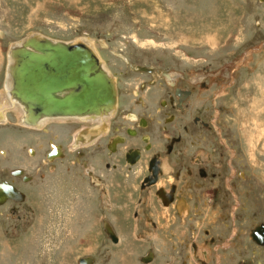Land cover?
<instances>
[{"label": "rangeland", "instance_id": "1", "mask_svg": "<svg viewBox=\"0 0 264 264\" xmlns=\"http://www.w3.org/2000/svg\"><path fill=\"white\" fill-rule=\"evenodd\" d=\"M32 33L63 41L88 38L116 84L121 85L126 109L151 116L157 113V98L151 97L148 102V87L138 91L137 85L149 84L152 78L133 70L132 65L194 71L211 64L214 73L221 72L225 77L221 89H231L218 102L228 114L222 123H217L227 128V142L236 153L232 160L236 169L232 171L237 172H231L233 178L224 186L226 165L220 163V171L213 169L214 183L206 181L198 187L193 207L196 214L179 232L188 235V243L196 240L202 244V239L209 236L229 238L227 248L218 251L214 244L215 254L210 252L211 247L207 249L212 262L209 264H264V244L256 245L248 235L254 224L264 222V0H0V106L5 111L11 105L5 93L11 46ZM154 79L158 80L155 75ZM134 90L139 96L134 95ZM156 91L161 94L163 89ZM208 96L209 92L194 98L197 108L207 107L206 113L211 109ZM138 98L145 101V106L136 103ZM10 110L13 127L0 124V179L14 178L10 171L15 168H22L33 177L30 181L17 177L15 182L27 196L21 207L23 212L29 206L35 215L26 218L23 214L21 223L10 214L8 206L0 207V264H78L77 257L92 253L95 245L105 242V234L84 231L89 227L85 226L84 215L94 214L95 207L98 214V202L95 195V207L82 201L84 193L95 191L89 190L88 185L81 186L79 166L71 167L74 137H67L58 128L61 124H52L55 133L47 137L34 133L39 142L30 138L27 143H10L6 137L17 138L20 133L14 127L22 126L18 112L15 116ZM0 121L6 122L7 118ZM76 128H72V134ZM198 132L201 134L194 129L185 141L199 151L214 149L216 140ZM70 141L71 153L67 152L63 159L66 164L61 159L42 163L44 151L52 144ZM33 149L37 154L35 161L29 159L33 157L29 150ZM3 150L9 151L7 158L2 156ZM227 155L228 151L220 152L216 157L224 159ZM88 157L92 158L90 154ZM235 207L237 218L232 225L230 210L234 212ZM93 220L98 223V217H91ZM69 225L80 231L68 234L63 229H70ZM224 240L220 244H225ZM191 244L188 251L183 247L182 256L188 260L185 264H199ZM100 262L104 264L103 259Z\"/></svg>", "mask_w": 264, "mask_h": 264}, {"label": "flooded vegetation", "instance_id": "2", "mask_svg": "<svg viewBox=\"0 0 264 264\" xmlns=\"http://www.w3.org/2000/svg\"><path fill=\"white\" fill-rule=\"evenodd\" d=\"M126 59L128 60V58ZM131 67L137 72L149 74L152 78L148 81L149 84L137 86L138 91L139 88L144 90L148 87V92H151L148 95V102H151L149 100L151 97L157 98L155 99V112L157 113L153 116L146 112L137 113L126 109L121 85L116 84L115 109L104 117H67L58 118L59 120H54L57 119L54 118L42 127H31L19 123L22 125L20 128L14 127V130L20 133L16 135L17 138H13V140L12 137L6 138L10 143L18 140L20 144H23L27 143L30 138L34 143L39 142L35 134L47 137V135L55 133L50 125L61 124V127L58 128H61L67 137L68 134L74 137V150H71L74 152V161L71 167L79 166L78 178H81L83 183L81 186L88 185L89 190L94 189L95 191L94 195L98 202L97 210L101 217L98 228L101 233L105 234L104 241L106 243H120L118 224L112 214L113 211L121 213L132 207L128 202L135 198V207L130 213L132 221L150 232L159 228V235L161 234V237L165 235L167 239L165 250H160V252L158 250L157 253V249L151 246L143 256L145 254L153 255V257L158 256L162 263L167 264H185L188 260L182 256L184 254L183 247L188 251L192 243L191 249L200 259V261L198 260L199 264H209L211 261L208 258L207 249L209 250L211 247L210 252L215 254L212 245L215 244L218 251L221 247L227 248L230 244L229 238L226 235L223 237L209 236L205 240L202 239V244L197 243L196 240L188 243V235H182L183 231L180 233L179 230L182 229L183 224L192 221L193 213L196 214L193 207L197 200L198 187L206 181L209 182L207 184L214 183L216 173L213 172V169L220 171L221 165H226L228 172L222 178L224 186L230 184L231 178H233L231 172L235 166L232 160L236 153L227 142L229 141L225 136L227 128H223L217 123L218 120L222 123L223 116L228 114L226 109L219 107L218 102L231 88L221 89L224 85L222 80L225 77L221 72L214 73L211 64L203 65L194 71L186 69L184 71L156 70L153 66L146 64H135ZM140 67L146 69H140ZM240 69L243 71V67ZM153 74L158 78L157 81ZM158 88L163 89L161 94L157 93L156 89ZM138 91L134 90V95L139 96ZM208 92L211 109L206 113L204 111L207 107L197 108L194 98L196 94L207 95ZM135 100L137 104L145 106V101L142 98ZM199 100L200 98L196 103H199ZM10 109L12 108L8 110ZM8 110L5 111L7 121H1L0 124H10L9 127H11ZM10 111L14 113L13 109ZM14 114L16 116V112ZM122 124H125L124 127ZM1 127L3 128V126ZM75 127L77 128L72 134V128ZM194 129L199 130L206 138L209 136L213 142L216 140L215 148L199 151L187 143L185 137ZM21 133L24 134V137H21ZM71 141L70 143L55 142L50 144L51 148L44 151L46 153L42 163L52 164L58 162L59 159H66V153H71L69 147ZM200 143L198 142V144ZM227 151L228 155L224 159L218 157V161L216 156H220V152L227 153ZM29 154L33 155L29 159L35 161L37 157L35 150H29ZM89 154L91 159L88 157ZM9 155L8 150H3V157L7 158ZM63 163L66 164V160H63ZM65 168L70 170V168ZM10 172L14 178L0 179V207L8 206L10 214L21 222L23 214L26 218L29 216L31 218V214L35 215V212L29 206L23 212L21 207L24 202H27V196L15 182V178L21 177L23 181H30L33 177L26 174L22 168H15ZM236 172L237 170L233 172L234 175ZM83 191L85 192L86 188ZM10 203L13 204L10 205ZM239 205L238 202V207ZM154 213H157L158 220L153 217ZM236 213V207L234 212L230 210L232 225L237 218ZM29 225L31 226V224ZM187 227L188 229L191 227L189 223H187ZM107 228L113 231L115 241L107 234ZM252 234L258 240H254ZM248 235L256 245H263L264 222L254 224ZM223 239H226L224 240L225 244H220ZM193 255L195 254L193 253ZM210 258L212 259V256ZM153 261L154 259L150 263Z\"/></svg>", "mask_w": 264, "mask_h": 264}, {"label": "water", "instance_id": "3", "mask_svg": "<svg viewBox=\"0 0 264 264\" xmlns=\"http://www.w3.org/2000/svg\"><path fill=\"white\" fill-rule=\"evenodd\" d=\"M33 34L12 48L10 68L14 96L25 104L30 121L42 115H99L115 108L114 79L101 68L88 42L53 41ZM106 232L116 240L113 231ZM252 238L258 240L254 234ZM92 261L89 256L78 258V264Z\"/></svg>", "mask_w": 264, "mask_h": 264}, {"label": "crops", "instance_id": "4", "mask_svg": "<svg viewBox=\"0 0 264 264\" xmlns=\"http://www.w3.org/2000/svg\"><path fill=\"white\" fill-rule=\"evenodd\" d=\"M93 195V192H89V195L84 193L83 197H81L83 198V203L89 202L90 206L93 204L95 207L96 201ZM134 199L135 198L128 202L132 205V207H129V209L122 211L121 213L113 211L112 214L113 218L116 219L115 222H117L118 224V234L121 239L120 243L111 244L109 242H103L102 244H99V246L97 244L95 245V249L92 253L87 252L85 254H82L80 257H92L93 261L90 264H99V259H103L104 264H149L153 259V263L150 264H167L164 262L162 263L161 260L159 261L158 256L153 257V255L150 257L149 261H144L145 257L148 254H145V256H143V254L149 247L154 246L157 249V253L158 250L159 252L160 250H165L164 247L167 242V239L165 238V235L163 237H161V234L159 235V228H156L155 231L150 232L149 230L143 227H139L135 224V222L132 221L130 213L135 207L136 202ZM93 213L94 214L89 213L84 215V219L87 220V224H85V226H89L84 231L93 234H96L97 232L101 233L98 228L99 220L101 219V217L99 213L97 214L96 207L95 212ZM91 217H98V223L94 224V220L91 221ZM153 217L155 218V220H158L157 213H154ZM72 222L73 221L71 220L70 224H72ZM63 230L67 231L68 234H72L74 231H80L79 229L73 230L71 227L70 229L67 228V230ZM78 258L79 256L77 257V260Z\"/></svg>", "mask_w": 264, "mask_h": 264}, {"label": "bare ground", "instance_id": "5", "mask_svg": "<svg viewBox=\"0 0 264 264\" xmlns=\"http://www.w3.org/2000/svg\"><path fill=\"white\" fill-rule=\"evenodd\" d=\"M37 35H38V37L40 36V37H47V38H50L51 40H53V41H56V39H53V38H51V37H48V36H44V35H41V34H39V33H36ZM32 35H34L33 33L31 34V35H29V36H27V37H25V38H28V37H30V36H32ZM24 38V39H25ZM24 39L22 40V41H24ZM84 40H87V41H85V42H88V44L92 47V49H94L95 50V52H96V54H97V56H98V58H99V60H101V64H102V69L109 75V76H111L113 79H114V82H115V85H116V80H115V78H114V76L110 73V71L105 67V63H104V61L102 60V58L100 57V55H99V53H98V51L96 50V48H95V46H94V44L92 43V42H89L88 40V38H85V39H83V41ZM21 41V40H20ZM20 41H18V42H16V43H14V44H12V46H11V50H12V48H14V47H16V46H18V45H20V43H22V41L20 42ZM10 52H12V51H10ZM9 60H10V64H9V68H8V80H7V89H6V94H7V96H8V98L10 99V103H11V105H10V107H8V108H12V109H14V112H18L17 114H19V122H20V124H23V125H27V126H37V127H42V126H44V125H46V123L49 121V120H51V119H54V118H57V119H54V120H59L58 118H67V117H88V118H98V117H104L106 114H108V113H110L112 110H114V109H112V110H110L108 113H100L99 115H97L96 117H95V115H92V114H84V115H73V116H64V115H42V116H40L37 120H29L28 119V114H27V112H26V109H25V104L24 103H22L18 98H16L14 95V93H13V82H12V77H11V74H10V68L13 66V56H11V54H10V56H9ZM8 60V61H9ZM4 104V103H3ZM3 105H1L0 106V120H6V116H5V109H4V107H2ZM116 106V105H115ZM2 107V108H1ZM73 120V119H72ZM1 122V121H0ZM52 122V121H51ZM27 128V127H26ZM33 129V128H32ZM246 129H247V127H246ZM250 133V131L247 133V134H249ZM247 138V137H246ZM247 141H249V139L247 138ZM249 145L251 146V143L249 142ZM252 155V152H250V155H249V157Z\"/></svg>", "mask_w": 264, "mask_h": 264}]
</instances>
